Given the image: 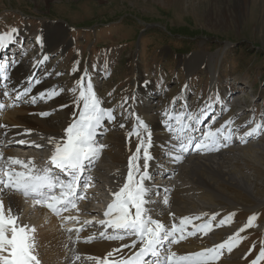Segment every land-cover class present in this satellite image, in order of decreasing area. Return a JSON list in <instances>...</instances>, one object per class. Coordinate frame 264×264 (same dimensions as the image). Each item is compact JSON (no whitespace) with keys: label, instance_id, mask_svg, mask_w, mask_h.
<instances>
[{"label":"rangeland","instance_id":"1","mask_svg":"<svg viewBox=\"0 0 264 264\" xmlns=\"http://www.w3.org/2000/svg\"><path fill=\"white\" fill-rule=\"evenodd\" d=\"M240 3V0H0V33H5L10 28L18 29L9 51H13L25 65L31 64L32 58H41L43 45L34 35L28 38L22 36L24 29L28 27L32 33L38 34L37 37L41 35V40L44 39L49 46L61 40L60 46L54 48L50 54H45L48 57L42 69L46 71L48 87L51 90H63L57 96L63 101L52 108H48L45 101L38 105L52 112L47 117L50 123H53L52 119H56L57 124L67 123V109L73 100L69 89L84 77L85 73L91 81L95 77L97 83L93 85L96 94L103 101L102 106L114 109L113 114L117 120L114 125L113 121L104 122V128L109 129L106 133L109 135L121 131L124 137L126 136V153L131 156L136 152L137 145L134 144L140 142L135 135L128 136V133L133 131L132 126L137 122V117L147 125V132H150L152 137L154 132L148 126L151 121L147 119L148 116L156 114V118L164 119L167 110L169 114L185 112L195 113L199 117L206 111L209 117L215 112L216 98L224 89L230 92L227 100L230 103L222 106V114L219 120L215 121V127L233 118H236L244 130L264 124V0H247L241 7ZM51 25H60L58 30L61 32L58 35L63 34L64 38L58 36L55 41L51 39ZM186 30L194 32L184 35ZM184 39L187 41H183ZM0 58H3V54H0ZM214 71L218 74L219 92L211 94L209 89ZM139 78L144 80V86L138 90L136 85L134 87V80ZM231 81L234 82L230 83ZM125 97L129 99L121 107ZM4 105L10 104L4 101ZM62 105L67 107L62 108ZM15 106L10 107V111L21 107ZM203 107H210V110L204 108L199 114L198 111ZM72 111L73 105L70 109V120ZM202 121L204 126L209 124L207 119ZM191 123L194 127L195 122ZM121 124L124 127L119 129ZM162 129H156L158 134L164 138L171 135L168 131H161ZM147 132L143 133L145 138ZM245 139V143L237 142L231 145L235 147L231 148V156L234 157L231 163L234 164L233 168L240 169L250 177L252 185L264 194V170L253 162L251 151H243L249 144L262 142L264 145V127L258 135ZM12 140H9V143ZM15 147L14 143H10L7 148H12V157L19 159L21 157L17 153L33 152L32 156L36 158V155L41 157V154L49 151L46 147L32 150L20 148L22 151H16L18 149L15 150ZM241 151L243 155H239ZM260 155L264 158V153ZM139 163L143 172V150ZM188 163L187 157L185 167ZM106 164L102 160L100 168L95 171L105 174L108 168ZM200 170L199 173L205 172ZM120 175L122 179L123 173ZM172 175L174 184L181 185L184 199L191 197L199 205L184 200L175 207L180 206L186 214L189 209L196 207L200 215L206 214L204 212L207 208L217 209L216 213L204 215L202 218L208 220L213 214H218L212 225L217 229H225L224 232L217 233L225 240L244 229L240 232L244 239L231 252L225 248L220 259L212 264H251L253 260L258 259L261 248H264L263 194H247L232 185L230 177L227 184L221 181L216 183L219 190H215V197L210 199L199 193L206 192L201 185H186L187 181H192L186 171L181 169L179 173L173 172ZM97 178L102 181L103 186L108 183L104 176ZM98 179H95L93 186L96 191L103 190ZM109 179L111 181L113 178ZM114 182L117 183V186L114 184L117 187L114 191H119L126 178ZM174 192L175 190L171 191L170 196H173ZM102 193L107 196L111 192L108 190ZM94 197H98L97 193ZM98 199H101V196ZM160 202L163 203V200ZM82 203L71 208L70 213L79 214ZM98 203L102 206L101 202ZM91 210L93 214V209ZM40 211L41 209L32 208L28 210L31 225L46 220ZM232 213L235 215L231 216L230 222L217 226L221 219ZM254 214L256 219L253 224L245 227L248 218ZM93 215L95 219H103L97 211ZM170 221L171 224L174 223V220ZM212 235L214 237L213 233ZM194 237L189 236L179 243L172 244L171 250L186 254L215 246L208 233L204 234V241L199 239V242H193ZM128 239L132 237H126L124 240ZM259 264H264V260H259Z\"/></svg>","mask_w":264,"mask_h":264},{"label":"snow or ice","instance_id":"2","mask_svg":"<svg viewBox=\"0 0 264 264\" xmlns=\"http://www.w3.org/2000/svg\"><path fill=\"white\" fill-rule=\"evenodd\" d=\"M17 32L18 29L10 28L7 32L0 33V48L6 47L5 40H12ZM36 39L40 40L41 38L37 37ZM6 67L7 62L0 63V77L4 80H8ZM85 77H87V73L69 89L73 94L72 104L77 109L72 113L71 122L63 130V135L59 139L48 138L47 143L52 146L48 164L40 168L31 158L27 161L12 156L5 159L3 153L0 152V264H41L37 252L35 226L21 223L19 213H14L11 204L5 209V196L10 197L15 193H21L25 198L31 197L34 206H46L57 216L69 207L75 208L77 201L84 198V190L87 189L92 179L88 175L89 169L94 166L102 150L107 147L98 142L97 136L102 134L101 129L106 120L112 122L116 119L113 114L114 109L102 106L103 101L96 94L91 78L87 77L85 82ZM36 82L39 83V81ZM3 87L5 90L0 95L12 97V94L15 93L13 103L9 106H15L16 102L22 101L31 92V83L22 91L17 89L8 91L7 84ZM62 91V89L59 91L53 89L47 93H40L39 97L52 99L60 95ZM128 99V97L124 98L121 107L127 103ZM216 99L219 102V96ZM24 102L35 104L37 97L32 96L30 100ZM4 107L5 105L0 102V110ZM61 107H67V105ZM50 114V112H43L39 115L48 116ZM164 115L168 117L165 126L176 141L171 145L174 151L166 153L172 157L174 162H181L190 150L219 151L220 148L227 147L232 141L233 135H236L232 128L229 127L225 133L224 126H221L214 130L209 127L208 131L203 132L197 138L192 133L199 129L193 127L191 122L199 124L201 121L198 115L185 112L169 114L167 110ZM185 120L189 122H185ZM231 123L233 122H226L229 125ZM0 127L6 126L0 125ZM120 127H124V125L121 124ZM262 127L264 124H258L237 138L245 143V137L258 135ZM26 131L30 133L31 130ZM145 132H147V125L137 117V124L133 131L128 133V136L135 135L140 142L136 146V152L129 157L126 182L119 191L112 193L113 200L104 212L105 219L97 221L104 227V231L99 233L100 238L123 240L126 237H135L130 245L126 244L122 247L136 250L131 255L120 256L118 259L110 260L109 258L113 257L114 252H119V249H114L103 258L88 256L86 259L95 261V264H212L220 259L225 248L231 252L244 239L240 235L244 229H240L239 232L212 248L186 254L172 251V244L179 243L189 236H195L197 233L207 234L211 230L212 221L218 214H213L201 224H193V220H200L207 214L195 217L184 216L180 218L178 224L174 222L170 227L149 214L146 205L150 202L154 203V201L146 199L152 189L145 185V181L151 179L147 169L148 161L153 157L148 152V148L151 146V133L147 132L145 138L143 135ZM18 143L28 142L20 140ZM32 144L37 148L42 147L35 142ZM141 150H143L144 159L143 172H141L139 164ZM167 191L169 190L165 189V192ZM163 203L165 205L169 203L168 196L164 197ZM234 215L232 213L221 219L217 226L230 222L231 216ZM64 219L78 222V217L69 216ZM255 219V214L250 216L245 227L251 226ZM84 223L90 224L92 221ZM189 225L192 227L191 231L188 230ZM109 229H111V234L108 233ZM82 230L83 225L75 230L69 228L66 231L69 233L75 231L78 241L80 239L79 232ZM95 238L96 236L93 234L87 237L84 242L89 243ZM75 259H79V256H76ZM259 260H264V248H261L258 259L253 260L251 264H259Z\"/></svg>","mask_w":264,"mask_h":264},{"label":"bare ground","instance_id":"3","mask_svg":"<svg viewBox=\"0 0 264 264\" xmlns=\"http://www.w3.org/2000/svg\"><path fill=\"white\" fill-rule=\"evenodd\" d=\"M240 1H241L239 5L240 7L247 2V0H240ZM59 26L60 25H57V26L51 25V28H49L52 31L51 34L49 33V37L51 39H54V41L56 40V37L58 36L59 38L60 37L64 38L65 36V35L63 36V34L58 35L59 32H61L58 30ZM22 34H23L22 36H25L26 38L30 37L31 35H34L35 38H37L38 36L37 33L35 34L32 33V31L28 27L24 29ZM40 36L41 35H39V37ZM14 37H15V34H14ZM13 39L10 41L6 39L5 43L7 46L0 48V51H3L1 53H4L3 60L0 63L7 62L6 74L8 76V80H4L2 77H0V93H2L5 90L3 87V85L5 84H7L8 91H11L12 89H17V90L22 91L25 87L29 86V83H31V92L29 93V96L24 97L22 101L16 102V105H21L20 108L15 109L13 111L7 110L6 112L5 111L2 112V110H0V125L6 126V127H0V152L3 153L5 159H7V157L9 156H12L13 149L7 148L8 145L10 143H14L15 145L18 142L17 140L15 141L12 139H18L19 141L20 140L27 141L28 143H25L24 144L25 146L21 147L22 149H29V148L39 149V148L46 147V149L49 148V150L51 149L52 151V146L47 143L48 138L55 137L59 139L63 135V130L67 127L68 123L71 122V120L69 119L70 109L72 108V105H73L71 103L70 107L67 109V123H63V124H57L56 119L55 120L52 119L54 124L50 123L47 117H49L52 114V112H50V110L46 109L45 107L41 108L38 105L39 103H42L43 101H45L47 107L52 108L57 105H60L63 101L61 97H57V96L53 97L52 99H41L39 97L40 93L42 92L47 93L51 90L50 87H48V85L46 84V78H47L46 76L47 74H45L46 71L44 72L43 70L44 68L42 69V67L44 66V62L46 60L45 57H48V55H45V54L46 53L50 54V52L53 51L54 48H56L57 46H60L62 41L57 39L58 41L53 42L52 45L49 46L48 42H46L44 39L42 40L40 39L39 42L42 41V45H43L41 58L40 59L32 58L31 64L25 65L24 63H22L19 57L14 54H11L10 56L8 55L6 56L7 47L11 45L10 43L13 41ZM5 57H7L6 60H5ZM92 76H94V74H92ZM36 81H39V83H37ZM92 83L94 84L97 83V79L95 77L92 78ZM143 86H144V80H142V78L134 80V87L136 89L139 90V88ZM56 90L59 91L60 89H56ZM218 90H219L218 74L216 71H214L209 93L218 92ZM2 96L3 95H0V98ZM14 96H15V93L12 94V97H6V99L14 98ZM32 96L37 97V102L35 104H32L30 102H24V101L30 100ZM229 96H230V92H228L227 89L223 93H221L220 95L221 102L219 104L220 112H222L223 105L230 103V101L227 102V100L229 99L228 98ZM237 97H240V95H237ZM144 106L147 107L145 104ZM12 107L15 108L16 106H12ZM74 111H77V109L73 106L72 113ZM43 112H50L51 114L48 116L39 115L40 113H43ZM54 112L56 113L57 109H55ZM152 115L153 116H148L147 119L151 120L148 126L149 128H152V131L154 132V134L151 137V146L149 147V153L153 157V159L148 161L147 171L151 179L146 180L145 185L152 189V191L146 197V199H148L149 201H154V203L150 202L146 205V207L149 209V214L154 219H159L170 227L171 226L170 220H174L173 222L178 223L180 218L184 216L195 217L198 214H200L199 211H197L196 207H192V209H189L188 214H186L185 211L180 208V206L175 207V205H180V203L184 202V200L188 201L189 203L199 206L198 203L191 197H189V199L187 200L184 199V197L182 196L183 194L182 189L180 187L181 185H175L174 179H171V177L169 179L165 178L166 176L171 175V173L173 172L179 173L181 169L186 171L192 180V181H187L186 185H191L192 183L195 186H197L198 184L201 185L204 188V190H206V192L204 191V192H199V193H201L205 197L207 196L210 199H213L215 197V190H217V187H218L216 183H219L221 181L227 184L229 183L227 182V179H229L230 177H232V182L230 183L234 185L235 187L244 190L247 194L249 195H254V193L256 195L263 194L262 190L257 191L256 186L254 187L252 185L251 183L252 179L250 180V177L248 178V176L246 174H243L240 169H237L236 167L233 168L234 164L231 162H233L234 157L231 156V151H232L231 148L235 149V147L230 146L229 150H226L223 152H221L220 149H219L220 152L212 151V153L214 154L212 153L203 154L206 151L202 152V151H191L190 150L189 153L185 154L184 159L181 161V163L174 162L172 157L170 155H167L166 153L174 151L171 145L175 144L176 141L173 138H168V139L164 138L163 135H160L157 132L161 128L168 130V128L165 126V121L168 118L158 119L156 118L158 115L156 114H152ZM71 119H72V114H71ZM116 122L117 120L113 121L112 122L113 125ZM185 122H189V121L186 120ZM232 122L233 123H231L230 125L221 124V126H224L225 133L229 129V128L226 129V125L232 128V130L237 135H244V133L242 132L246 133L250 130V129L244 130V128L240 127V125L236 121V118L233 119ZM136 124L137 122L133 124L132 129L136 126ZM119 127L120 126H118V128ZM216 128H219V127H213L212 129L214 130ZM156 129L158 130L156 131ZM197 129H199V131H195L192 133V135L197 138H199L203 132L208 131V129H206L205 131L204 129L202 130L200 126L197 127ZM26 130H31V131L29 133ZM104 130L105 129H101V132H102L101 135L103 134L106 135V132H104ZM106 136L107 138L105 140L106 141L105 144L103 142L100 144H104L107 147L103 149L104 153H101L99 157L102 158L103 162L107 163L106 166L108 168H106L105 174L100 171H98L97 173L95 170L96 169L98 170V168H96V165H94L92 172L97 173L98 176H104L108 180L109 184L106 187H104L101 182L103 186L102 188L103 190H107V191L110 190L111 193H114L116 192L114 191V189L117 188L116 187L117 183L114 182V180L115 181L116 180L118 181V179L124 180L127 177L128 161H129L130 154L126 153V151H128L127 144H124L126 143L125 142L126 136L124 137L121 131H117V132L111 133ZM100 138L101 137H99V139ZM9 140H12V141H10L9 143ZM32 142H35V144H39L42 147L37 148L32 144ZM231 142L236 144L237 142H241V141L238 138L236 139L235 137H233ZM137 144L138 143H135L134 146ZM167 145L170 146L169 150L165 149L168 147ZM16 148L18 147L16 146L14 149L16 150ZM247 150L252 152L251 159L253 160V162L256 163L259 166V168L264 170V167H263L264 158H262L260 155L264 153L263 152L264 145L262 144V142H258L255 145L249 144L245 146L243 151L246 153ZM259 150H262V151H259ZM133 152H135L134 147H133ZM141 153H142V150H141ZM243 154L244 153L242 151L241 153H239V155H243ZM17 155L19 157H22L21 153H17ZM187 157H188L189 163L185 167L184 162ZM140 167H141V164H140ZM199 169L205 172L199 173ZM156 170L157 172H155ZM121 173H123L122 179L120 175ZM183 174L184 172L181 173V175ZM109 178H113V179L110 181ZM92 181H93V186H94L96 183V180L94 179ZM114 184H116V186H114ZM160 184H162L165 187V189H168L170 192H171V189L172 191L175 190L173 196H170V193L167 194L168 197L170 196L169 203L167 205L160 202L161 200L164 199L163 198L164 196H161L159 192L155 193L158 187L157 185H160ZM253 189H256V191H254ZM159 191H160V187H159ZM155 194H157V196ZM97 195L99 194L97 193ZM152 195L154 196L152 197ZM21 196L23 195L21 194ZM21 196H19L18 193H15L14 195L10 197L5 196V199H4L5 209H7L8 205L11 204L14 213H19L20 222L31 225V218L28 216V210L30 211V208H31L30 204H32L33 201L30 198L22 199ZM84 199H85V196L84 198H82V200ZM91 209L93 208H89V209L82 208L81 213H83V215L81 216L79 215L80 212H78L79 214H71L70 208H68L65 211V213H61V215L59 216L52 213L51 210H49L48 208H45L44 210L41 209L39 213L44 215L46 217V220L40 224L34 223V222H33L34 224L32 223L36 228L35 235H36V241H37V252H38L39 259L41 260V264H95V261H90L86 259V257L92 256V257L103 258L104 256H106L107 253L112 252L114 249H119L120 250L119 252H114L113 257L109 258L110 260H112V259H118L120 256L127 257L136 250V249L122 247L123 245H126V244L130 245L131 241L135 239V237H133L130 240H125V241L124 240H107V239L100 238L99 233L104 231V227L101 225H99V227L92 225L94 223L93 219H95L94 218L95 216L92 215ZM45 210L50 211V214L47 213ZM210 211H212L210 208L205 209V213H208V214L215 213V211H212V212ZM94 212L95 211H93V213ZM69 216L78 217V222L73 221V220L64 219V217H69ZM81 217H84V218H81ZM60 220H62L63 222H60ZM85 221H92V223L85 224L84 223ZM205 221H206L205 219L193 220V224H201V223H204ZM81 225H83V230L79 232L80 239L77 241L75 231H73L72 233H69L66 230L69 228L75 230L76 228H80ZM189 228H192L191 225L188 226V230ZM211 230L213 231L212 233L214 234L213 238L215 239V242H214L215 245L225 240V238L221 234H217L218 232L219 233L224 232L225 229L220 228L216 230V227L212 226ZM108 233L111 234V230H108ZM93 234H95L96 238L93 239L89 243H85L84 240L87 237L92 236ZM70 236H71V239H69ZM203 237H204L203 233H198L196 234V237L192 238V239H195L192 241L193 242L198 241L199 239H202ZM184 252H187V251H184ZM76 256H79V259H75Z\"/></svg>","mask_w":264,"mask_h":264},{"label":"trees","instance_id":"4","mask_svg":"<svg viewBox=\"0 0 264 264\" xmlns=\"http://www.w3.org/2000/svg\"><path fill=\"white\" fill-rule=\"evenodd\" d=\"M184 29H187V28H184ZM190 32L193 33L194 31H190V30L188 31V30H186V33L184 32V33H185L184 35H190V34H192V33H190ZM191 36H192V35H191Z\"/></svg>","mask_w":264,"mask_h":264}]
</instances>
